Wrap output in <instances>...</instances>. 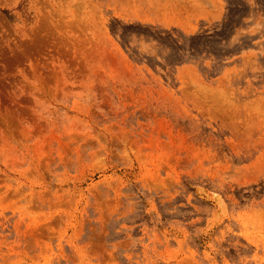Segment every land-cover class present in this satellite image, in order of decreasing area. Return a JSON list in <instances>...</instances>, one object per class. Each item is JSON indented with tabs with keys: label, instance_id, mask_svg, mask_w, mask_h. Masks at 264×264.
I'll return each instance as SVG.
<instances>
[{
	"label": "rangeland",
	"instance_id": "obj_1",
	"mask_svg": "<svg viewBox=\"0 0 264 264\" xmlns=\"http://www.w3.org/2000/svg\"><path fill=\"white\" fill-rule=\"evenodd\" d=\"M0 264H264V0H0Z\"/></svg>",
	"mask_w": 264,
	"mask_h": 264
}]
</instances>
